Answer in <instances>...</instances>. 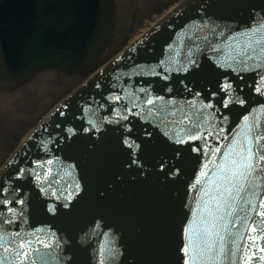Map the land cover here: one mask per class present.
Returning a JSON list of instances; mask_svg holds the SVG:
<instances>
[{
	"label": "water",
	"instance_id": "95a60500",
	"mask_svg": "<svg viewBox=\"0 0 264 264\" xmlns=\"http://www.w3.org/2000/svg\"><path fill=\"white\" fill-rule=\"evenodd\" d=\"M114 23L113 0H0L1 83L88 75L0 166V262L186 264L215 224L201 264H264V0H179L95 69ZM248 148L226 208L219 164Z\"/></svg>",
	"mask_w": 264,
	"mask_h": 264
},
{
	"label": "rangeland",
	"instance_id": "374dc122",
	"mask_svg": "<svg viewBox=\"0 0 264 264\" xmlns=\"http://www.w3.org/2000/svg\"><path fill=\"white\" fill-rule=\"evenodd\" d=\"M113 43L95 63L98 69L129 44L134 36L163 17L179 0H113ZM88 75L64 76L54 69L37 70L14 85L0 82V166L36 123Z\"/></svg>",
	"mask_w": 264,
	"mask_h": 264
},
{
	"label": "snow or ice",
	"instance_id": "6c2138e0",
	"mask_svg": "<svg viewBox=\"0 0 264 264\" xmlns=\"http://www.w3.org/2000/svg\"><path fill=\"white\" fill-rule=\"evenodd\" d=\"M260 43V41H257ZM247 49L244 50L243 53L246 54ZM219 151V149H217ZM229 152L233 154L235 158L229 159V153H225V160L219 164V171L221 176L218 178L223 181L222 190L217 189V191L221 192L220 201L223 202V206L226 208H232L235 204V201L240 196V191L244 190L245 185L241 184V180H247L248 176H251L253 173V169L256 167V164L253 162V153L252 149L248 148L247 151L241 150L237 152L235 149H229ZM259 160L264 161V154L259 156ZM202 176L207 175L206 173H201ZM200 181H197L199 183ZM235 192V195L233 193ZM231 201V203H230ZM221 203H217V211L221 210ZM260 211H258V215L264 218V201H262L259 205ZM226 214L228 216H232V211H227ZM218 219L223 220V216H219ZM216 228V225L213 224L212 228H203L199 232L200 242L195 243L191 238L188 242V247H185L184 252L185 255H189V249L191 248L194 255L193 257L186 262V264H201L204 256L208 257V260L211 261L213 259V252L223 251V241L225 239L224 235H221L218 231L216 232V238L213 239V229ZM251 232H256L257 229L252 227L249 229ZM250 240L253 245L256 244L258 240H264V235L261 236H249L247 238ZM32 241H21L19 247L21 250L25 249V246H30ZM220 245L219 249H217V245ZM47 247V245H44ZM239 247V245H237ZM247 247V245H245ZM7 251V249H5ZM261 252H264V248L260 249ZM19 256H23L24 260H21L20 264H24V261L27 260L30 255L27 251H21L18 253ZM260 259L264 260V256L260 257ZM2 264V262H0ZM34 264V262H33ZM247 264V260L245 261Z\"/></svg>",
	"mask_w": 264,
	"mask_h": 264
},
{
	"label": "bare ground",
	"instance_id": "6f19581e",
	"mask_svg": "<svg viewBox=\"0 0 264 264\" xmlns=\"http://www.w3.org/2000/svg\"><path fill=\"white\" fill-rule=\"evenodd\" d=\"M172 8H174V5H173V7ZM171 11V9H169V11L165 14V15H167L169 12ZM164 15V16H165ZM163 16V17H164ZM162 18V17H161ZM161 18H159L158 20H155V21H153L152 23H149L148 24V26H146L144 29H140V31L136 34V36H134L133 38H132V40H131V42L129 43V44H131V43H133L134 41H136L139 37H141L144 33H146L157 21H159ZM26 137V135L24 136V138Z\"/></svg>",
	"mask_w": 264,
	"mask_h": 264
}]
</instances>
